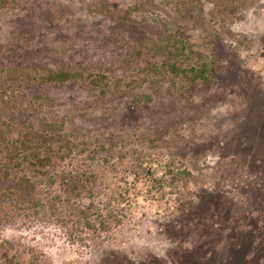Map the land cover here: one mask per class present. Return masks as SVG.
Segmentation results:
<instances>
[{"label":"rangeland","instance_id":"obj_1","mask_svg":"<svg viewBox=\"0 0 264 264\" xmlns=\"http://www.w3.org/2000/svg\"><path fill=\"white\" fill-rule=\"evenodd\" d=\"M185 1L16 0L0 10V69L64 65L137 79L157 61L132 56L137 44L173 34L211 56L213 80L179 91L165 82L126 93L31 89L47 97L37 116L73 115L79 133L115 155L148 152L156 178L170 162L191 178L165 195L138 181L130 221L110 238L70 244L55 223L32 219L0 224V240L20 241L41 264H264V0H189L201 9L179 13ZM144 96L152 101L140 104ZM178 197L191 208H175Z\"/></svg>","mask_w":264,"mask_h":264},{"label":"trees","instance_id":"obj_2","mask_svg":"<svg viewBox=\"0 0 264 264\" xmlns=\"http://www.w3.org/2000/svg\"><path fill=\"white\" fill-rule=\"evenodd\" d=\"M188 1L180 2L179 13L186 12L191 5ZM15 6L16 0H0V10ZM191 6L194 11L201 9L199 4ZM131 54L151 55L157 61L144 69V76L129 80L64 65L45 71L0 69V224H24L32 219L55 223L64 230L68 243L81 245L101 236L110 238L113 230L130 221L132 207L141 195L138 181L156 186L161 195L167 187L186 188L191 174L176 170L173 162L164 168L162 179L156 178L151 168L156 159L148 152L119 151L115 155L112 145L106 147L97 138L79 133L74 128L75 116L54 120L37 116L47 97L29 95L31 89L86 84L126 93L144 84L157 88L165 82L179 91L213 83L211 56L188 47L173 34L140 42ZM151 101L144 96L140 104ZM123 162L127 166H121ZM109 175L111 180H107ZM177 199L175 208H191L190 202ZM193 252L199 250L194 246ZM0 264H41V260L35 250L18 240H0Z\"/></svg>","mask_w":264,"mask_h":264}]
</instances>
